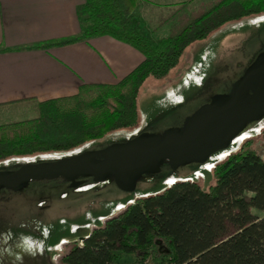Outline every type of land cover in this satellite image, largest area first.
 Wrapping results in <instances>:
<instances>
[{
  "label": "trees",
  "instance_id": "16d2710c",
  "mask_svg": "<svg viewBox=\"0 0 264 264\" xmlns=\"http://www.w3.org/2000/svg\"><path fill=\"white\" fill-rule=\"evenodd\" d=\"M141 1L84 0L79 11L78 37L32 47L65 46L107 36L132 46L144 60L114 85L85 84L73 96L31 101L35 118L0 124V162L83 148L119 129L133 127L137 121V96L149 78L164 77L186 49L222 25L264 15V0H186L158 17L156 30L168 27V34L152 40L143 34V25L136 17ZM207 102L183 113L176 122L178 128ZM165 130L150 133L163 134ZM230 148L213 155L205 164L190 163L173 171L172 178L180 181L164 184L159 194L144 193L134 199L132 193L124 192L122 201L111 203L114 208L122 203L123 209L117 213L101 204L102 209L93 211V216L108 218L81 237L77 236L78 229L73 234L69 229L80 223L89 225L83 216L66 219L65 227L59 226V219L53 221L54 232L48 243L55 247L64 238L81 240L63 256L65 264H116L122 255L133 257L130 264H147L152 254L157 264H264V216L254 218L248 214V208L264 213V155L250 150L233 152ZM226 151L227 158L213 160ZM208 164L214 165L215 183L205 192L192 178L200 170L204 180L210 178L211 171L203 169ZM22 166L11 171L17 172ZM171 170L165 165L161 173ZM186 179L192 181H182ZM83 180L86 185L93 182L91 177ZM70 187L64 179L38 184L32 181L20 193L35 189L39 194L36 201L43 202L47 198L42 195L44 191L56 197ZM245 193L253 197L247 200ZM226 223L237 231L222 237Z\"/></svg>",
  "mask_w": 264,
  "mask_h": 264
},
{
  "label": "rangeland",
  "instance_id": "374dc122",
  "mask_svg": "<svg viewBox=\"0 0 264 264\" xmlns=\"http://www.w3.org/2000/svg\"><path fill=\"white\" fill-rule=\"evenodd\" d=\"M157 19L153 16H147L142 18L141 21L143 34L152 40H160L168 34V27L156 30ZM263 24L264 15H255L228 22L210 33L205 39L195 42L186 49L176 65L164 77L161 79L149 78L137 96V121L133 127L119 129L92 145H85L83 148L46 153L41 156L7 159L0 162V171H11L14 165L19 167L28 163L48 162L50 159L58 160L69 155H75L80 151L109 146L114 143H123L132 136L157 132L162 128L166 130L177 129L176 122L179 121L183 113L196 109L202 103L212 99L215 92L226 90L232 85L235 75L245 67L254 53L261 48L264 42ZM204 75H207V77ZM183 98L185 99L183 100ZM35 116L32 108L29 109L25 105L0 108V124L30 120ZM229 150L233 152L250 150L263 156L264 119L252 124L246 132L237 136ZM228 152H222L214 156L213 160H224L227 158ZM208 165L211 166H203V169L211 171L210 178L204 180L201 170L196 172L192 178L197 181L205 192H208L215 183L213 177L214 165ZM173 171L172 169L170 172L141 176L137 181L136 189L131 192L135 196L134 199L140 198L144 193L147 196L161 193V187L164 184L170 185V180L173 179L172 177L175 174ZM168 176L170 178L166 179ZM59 179L62 178L52 180L60 181ZM47 181L49 180L42 179L33 182L38 184V182L44 183ZM114 184V180L111 178L99 183L90 182L88 185L83 184L76 188L70 187L68 192L60 193L56 197L50 196L47 191H44L42 195L47 198L43 202L36 201L35 197L39 194H36L38 192L35 189L22 193L20 192L23 189L19 192L7 188L0 191V264H65L62 259L63 256L74 243H80L81 240L77 237L73 241L64 238L55 247L49 244L48 238L52 231L54 232L53 221L59 219V226L65 227L66 219L83 216L85 220L87 219L89 225H81L80 223V225L71 226L69 229L72 234L78 229L76 232H78L77 236L79 237L93 230L97 223L102 225L108 217L95 219L92 213L101 210L103 207L101 204H105L104 208L112 210L114 213L119 212L118 209H123L121 204L115 206V208L112 206L114 201H122L126 196ZM243 197L248 200L253 195L245 193ZM248 214L254 218L264 216L262 211L254 208H248ZM236 231V227L226 223L222 237L229 236ZM154 257L155 254H152L148 258L147 264H157ZM132 260L133 257L122 255L118 258L116 264H130Z\"/></svg>",
  "mask_w": 264,
  "mask_h": 264
},
{
  "label": "crops",
  "instance_id": "0c3cea01",
  "mask_svg": "<svg viewBox=\"0 0 264 264\" xmlns=\"http://www.w3.org/2000/svg\"><path fill=\"white\" fill-rule=\"evenodd\" d=\"M186 0H142L137 19L158 18ZM209 0H197L198 3ZM84 0H0V108L73 96L85 84L114 85L144 60L107 36L32 48L78 37Z\"/></svg>",
  "mask_w": 264,
  "mask_h": 264
},
{
  "label": "water",
  "instance_id": "95a60500",
  "mask_svg": "<svg viewBox=\"0 0 264 264\" xmlns=\"http://www.w3.org/2000/svg\"><path fill=\"white\" fill-rule=\"evenodd\" d=\"M249 68L233 85L230 95H215L186 119L184 128L165 130L163 134L141 133L123 143H114L102 150L85 151L55 160L23 165L17 172L0 171V191L7 188L19 192L29 182L62 178L71 188L80 187V178L93 182L113 179L118 189L131 193L145 174H158L165 161L176 171L190 163L205 164L213 154L226 150L244 130L246 119H259L247 110L241 114L240 97L246 93ZM103 158V160H97Z\"/></svg>",
  "mask_w": 264,
  "mask_h": 264
},
{
  "label": "flooded vegetation",
  "instance_id": "af4514ba",
  "mask_svg": "<svg viewBox=\"0 0 264 264\" xmlns=\"http://www.w3.org/2000/svg\"><path fill=\"white\" fill-rule=\"evenodd\" d=\"M250 67L253 69H251V71L249 72V80L247 83L246 93L244 94L243 97L241 96L239 99L240 100L239 105L242 108L240 112L244 118L247 117L246 115L247 110L252 111L255 115L256 114L259 116L261 115V117L259 119H255V118L246 119L244 122V127L250 126L264 119V42L262 43L261 48L254 53V55L249 60V62L245 65V67L235 75L232 81V85L226 90H222L220 92L214 93V96L215 95H230L233 85L245 76L247 70ZM210 102H211V99L204 105H208L210 104ZM184 126H185V122L179 128H184ZM155 134H158V133H155ZM136 136L138 135L132 136L130 139ZM129 140H126L125 142ZM105 147L107 146H101L99 148H94V149L85 150V151H98V150L104 149ZM85 151H80L79 153L75 155L81 154ZM97 160L98 161L103 160V158H99ZM165 165L166 166L168 165L170 167L169 163L165 161L163 165L160 167V172H161L162 167ZM83 179L84 178H80V179H77V181L79 182L84 181Z\"/></svg>",
  "mask_w": 264,
  "mask_h": 264
},
{
  "label": "bare ground",
  "instance_id": "6f19581e",
  "mask_svg": "<svg viewBox=\"0 0 264 264\" xmlns=\"http://www.w3.org/2000/svg\"><path fill=\"white\" fill-rule=\"evenodd\" d=\"M261 25V24H260ZM264 25V24H263ZM250 26V25H249ZM201 51V50H200ZM213 52V51H212ZM209 66V65H208ZM209 69H211V68H209ZM211 72V71H210ZM204 76H206L207 77V75H204ZM203 80V79H202ZM204 80H205V78H204ZM207 80H208V78H207ZM206 82V81H205ZM204 82V83H205ZM207 83V82H206ZM203 85V84H202ZM190 86V85H189ZM209 86V85H208ZM193 87H194V85H193ZM189 88V87H188ZM191 88V87H190ZM192 90H194V89H192ZM208 90V89H207ZM200 91V90H199ZM182 92H184V91H182ZM186 92H189V91H186ZM197 92V91H196ZM190 93V92H189ZM195 93V92H194ZM200 93V92H199ZM202 93V92H201ZM184 94V93H183ZM193 94V93H192ZM185 97V96H184ZM185 98H183V100H184ZM144 107V106H143ZM177 107H178V105H177ZM142 109H144V108H142ZM146 112H148V111H146ZM147 126H149V125H147ZM250 132V131H249ZM120 139H122L121 137H120ZM110 140V139H109ZM92 145V144H91ZM217 163V162H216ZM207 166H211V165H207ZM17 167V166H16ZM6 168H8V167H6ZM15 168V167H14ZM203 175V174H202ZM175 182H177V180H175V179H171L170 180V183H175ZM122 204V203H121ZM122 209V208H121ZM119 210V209H118ZM66 235V234H65ZM62 237V236H61ZM48 238V237H47ZM56 239V238H55ZM53 240V239H52ZM52 242V241H51ZM50 243V242H49ZM55 243V242H54ZM53 244V243H52ZM51 244V245H52ZM54 252V251H53ZM56 252V251H55ZM37 262V261H36ZM34 263H35V261H34Z\"/></svg>",
  "mask_w": 264,
  "mask_h": 264
},
{
  "label": "built area",
  "instance_id": "2783aa9c",
  "mask_svg": "<svg viewBox=\"0 0 264 264\" xmlns=\"http://www.w3.org/2000/svg\"><path fill=\"white\" fill-rule=\"evenodd\" d=\"M182 181H184V182H187V181H192L191 179H186V180H182ZM173 183H170V185H172ZM130 203H132V202H130Z\"/></svg>",
  "mask_w": 264,
  "mask_h": 264
}]
</instances>
